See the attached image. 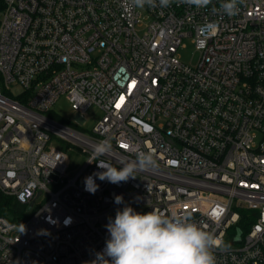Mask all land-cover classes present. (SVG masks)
Masks as SVG:
<instances>
[{"label":"built area","instance_id":"2783aa9c","mask_svg":"<svg viewBox=\"0 0 264 264\" xmlns=\"http://www.w3.org/2000/svg\"><path fill=\"white\" fill-rule=\"evenodd\" d=\"M221 2L6 0L0 192L39 206L23 223L0 215V264H90L125 205L189 213L222 242L216 264H264V0H243L233 17ZM187 38L196 64L180 58ZM63 95L81 123L91 106L102 109L90 133L46 115ZM52 134L86 154L75 174ZM104 139L112 152L94 158ZM141 151L155 170L119 184L94 177L98 190H85V178L104 171L99 160L119 168ZM243 210L255 217L247 226Z\"/></svg>","mask_w":264,"mask_h":264},{"label":"clouds","instance_id":"9594fccd","mask_svg":"<svg viewBox=\"0 0 264 264\" xmlns=\"http://www.w3.org/2000/svg\"><path fill=\"white\" fill-rule=\"evenodd\" d=\"M181 3L195 5L197 8L207 7L212 0H180ZM172 0H159L160 7L171 6ZM243 0H222L219 11L229 17L236 16L239 4ZM157 6L156 0H126L129 8L143 9ZM213 11H218L213 9ZM110 139H104L92 146L94 158L108 156L112 152ZM92 163V162H89ZM122 167L99 160L97 167L104 171L94 172L85 178V190L94 194L100 181L112 184L135 179L139 171L155 170L158 165L151 151L137 153L132 161H120ZM123 198L117 196L116 204ZM109 238L106 247L97 253L90 264H216L214 250L222 246V242L211 232L203 230L189 213L166 214L158 209L141 213L131 206L118 209L115 218H109L106 224ZM25 231L22 224L21 232Z\"/></svg>","mask_w":264,"mask_h":264},{"label":"rangeland","instance_id":"374dc122","mask_svg":"<svg viewBox=\"0 0 264 264\" xmlns=\"http://www.w3.org/2000/svg\"><path fill=\"white\" fill-rule=\"evenodd\" d=\"M185 46L179 49L180 58L183 62L188 64H196L199 59V52L196 50L195 45L191 42L189 38L184 41ZM2 84V83H1ZM21 91L20 86H13L12 92L19 93ZM52 110L55 114L63 118L67 123L77 121V112L73 110L70 101L67 96H61L53 105ZM103 111L96 105L91 106L85 116L87 121L81 123L77 121L78 124L84 129L85 132L89 133L93 129L94 125L101 119ZM50 144L57 146L68 153L69 156V173L75 174L79 171L87 158L85 153H82L79 147L70 144L67 141L60 139L56 134H52ZM39 206V201L34 203V207Z\"/></svg>","mask_w":264,"mask_h":264},{"label":"trees","instance_id":"16d2710c","mask_svg":"<svg viewBox=\"0 0 264 264\" xmlns=\"http://www.w3.org/2000/svg\"><path fill=\"white\" fill-rule=\"evenodd\" d=\"M6 7V0H0V12H2ZM6 94L9 95L7 91H4ZM46 115L49 117H52L58 121L67 123L63 118H61L59 115L55 114L54 111L51 109L46 112ZM67 124H71L78 130L84 131V129L76 123L68 122ZM91 132V130H90ZM89 132V133H90ZM34 205L31 204H21L15 196L5 194L3 192H0V215H3L10 219L11 221H16L18 223H23L25 220L28 219V217L31 215L33 211H35ZM251 211L243 210V217H242V223L247 226L253 220H255V217H250Z\"/></svg>","mask_w":264,"mask_h":264},{"label":"water","instance_id":"95a60500","mask_svg":"<svg viewBox=\"0 0 264 264\" xmlns=\"http://www.w3.org/2000/svg\"><path fill=\"white\" fill-rule=\"evenodd\" d=\"M77 118V117H76ZM40 195V192L37 193V196ZM33 204V203H32Z\"/></svg>","mask_w":264,"mask_h":264},{"label":"snow or ice","instance_id":"6c2138e0","mask_svg":"<svg viewBox=\"0 0 264 264\" xmlns=\"http://www.w3.org/2000/svg\"><path fill=\"white\" fill-rule=\"evenodd\" d=\"M123 99V98H122ZM120 105L119 104H117V107H119Z\"/></svg>","mask_w":264,"mask_h":264}]
</instances>
